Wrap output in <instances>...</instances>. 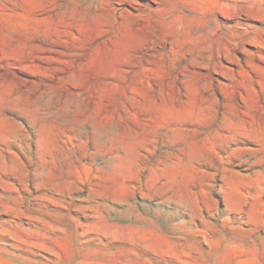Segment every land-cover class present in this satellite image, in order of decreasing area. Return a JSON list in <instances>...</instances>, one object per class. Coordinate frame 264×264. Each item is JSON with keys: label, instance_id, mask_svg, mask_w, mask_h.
<instances>
[{"label": "rangeland", "instance_id": "obj_1", "mask_svg": "<svg viewBox=\"0 0 264 264\" xmlns=\"http://www.w3.org/2000/svg\"><path fill=\"white\" fill-rule=\"evenodd\" d=\"M0 264H264V0H0Z\"/></svg>", "mask_w": 264, "mask_h": 264}]
</instances>
